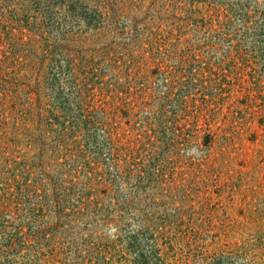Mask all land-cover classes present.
Here are the masks:
<instances>
[{"label":"rangeland","instance_id":"rangeland-1","mask_svg":"<svg viewBox=\"0 0 264 264\" xmlns=\"http://www.w3.org/2000/svg\"><path fill=\"white\" fill-rule=\"evenodd\" d=\"M108 2L120 17L60 40L51 67L44 57L18 143L0 131V204L14 180L99 179L89 174L98 158L132 201L128 225L100 221L102 192L86 206L80 197L95 192L67 197L58 224H42L36 198L19 194L11 209L33 226L0 227L1 244L17 234L0 264L124 263L130 235L151 264H264L263 0ZM133 39L164 47L143 54ZM59 65L65 97L58 84L48 98L45 70Z\"/></svg>","mask_w":264,"mask_h":264},{"label":"trees","instance_id":"trees-1","mask_svg":"<svg viewBox=\"0 0 264 264\" xmlns=\"http://www.w3.org/2000/svg\"><path fill=\"white\" fill-rule=\"evenodd\" d=\"M109 0H0V70L2 71V83H0V131L8 130L12 139L7 140L8 145L18 143L17 136L20 129L21 114L26 110L28 115L34 113L33 106L41 97L39 84V68L43 59H47L46 65L50 66L52 49L60 40H66L70 34H83L88 30H96L102 22L120 17L113 9L109 8ZM264 15V0H263ZM246 12L241 11V15ZM54 43V44H53ZM133 44L143 53H149L153 49L164 47L160 41L133 39ZM259 48H264L262 43ZM241 44L234 43V48ZM1 64H6L4 67ZM159 68L162 66L158 64ZM51 67V66H50ZM59 65L56 71L46 68L45 96L51 97L53 88L58 85L64 87L67 76V68ZM62 97L65 94L60 91ZM132 108V107H131ZM131 108L126 107L129 113ZM49 112V111H48ZM4 128V129H3ZM3 136V133H2ZM207 140L208 137H205ZM99 155V151L96 153ZM18 158L10 160L14 165ZM94 168L89 174H99V179L88 177L85 182L71 183L65 186L60 183H36L28 185L12 181L3 189L8 198L0 204V227H31L30 218L17 219V213L11 209L14 206L11 199L14 196L27 197L32 194L36 199L35 207L44 214L41 223H60L64 219L61 204L72 194L79 196L87 192H95L91 197H80L85 200V206L92 203L90 198L98 199L99 193L105 195L102 199L104 206L96 214L103 224L109 226H127L123 210L131 205V199L118 198V183L114 178H109L114 166L107 168L98 158L93 160ZM21 182L19 181V184ZM31 188V190H30ZM30 190V192H29ZM18 192V193H17ZM5 210V211H4ZM8 213L7 214L5 213ZM94 215V214H93ZM95 215V216H96ZM94 220V217H91ZM90 219V220H91ZM54 220V221H53ZM18 231V230H17ZM9 235L6 245L0 243V249L6 247L13 250L16 246L13 237ZM37 238V237H36ZM123 253L128 258L119 264H151L149 252L135 235H130L122 247ZM175 264V263H174Z\"/></svg>","mask_w":264,"mask_h":264}]
</instances>
